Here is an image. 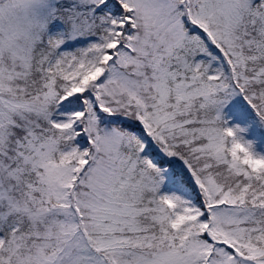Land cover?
<instances>
[{"label":"snow or ice","instance_id":"6c2138e0","mask_svg":"<svg viewBox=\"0 0 264 264\" xmlns=\"http://www.w3.org/2000/svg\"><path fill=\"white\" fill-rule=\"evenodd\" d=\"M0 264H264V0H0Z\"/></svg>","mask_w":264,"mask_h":264}]
</instances>
